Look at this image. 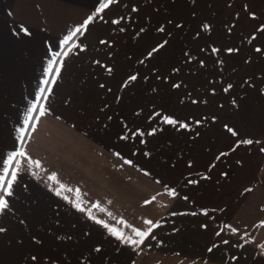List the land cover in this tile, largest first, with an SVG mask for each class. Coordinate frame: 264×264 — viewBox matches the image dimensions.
<instances>
[{"label":"crops","instance_id":"1","mask_svg":"<svg viewBox=\"0 0 264 264\" xmlns=\"http://www.w3.org/2000/svg\"><path fill=\"white\" fill-rule=\"evenodd\" d=\"M168 8L167 0H0L5 186L17 172L9 193L0 192V264H264L256 247L264 140H249L253 151L237 137L212 141L227 157L217 163L222 180L239 160L232 204L209 192L206 146L177 135L179 123L163 126L162 114L182 105L188 74L181 57L159 49L167 42L151 41L147 17ZM168 82L179 86L175 94ZM248 191L259 197L254 204Z\"/></svg>","mask_w":264,"mask_h":264},{"label":"rangeland","instance_id":"2","mask_svg":"<svg viewBox=\"0 0 264 264\" xmlns=\"http://www.w3.org/2000/svg\"><path fill=\"white\" fill-rule=\"evenodd\" d=\"M167 7L166 13L147 17L151 41L167 42L159 49L167 56L181 57L183 72L188 74L183 73L182 105L174 114L170 109L162 114L163 126L172 129L168 121L175 117L177 122L171 124L181 126L177 135L197 136L198 145L206 146L200 156L208 161L209 192L215 190V200L237 203L239 160H230L234 171L227 169L222 180L220 166H226L227 157L217 154L211 144L218 138L228 143L230 136L242 142L264 140V0H167ZM174 86L168 82L167 93L175 94L179 86ZM195 120V130L190 132L187 127ZM245 144L254 150V142ZM228 177L237 184L232 191L222 184ZM246 194L253 204L259 198L254 191ZM257 238V250L264 252V225L258 227Z\"/></svg>","mask_w":264,"mask_h":264},{"label":"snow or ice","instance_id":"3","mask_svg":"<svg viewBox=\"0 0 264 264\" xmlns=\"http://www.w3.org/2000/svg\"><path fill=\"white\" fill-rule=\"evenodd\" d=\"M109 2H112V0H109ZM103 7L104 8L108 7V4H104ZM101 10L102 9H97V11H101ZM89 19H91V17ZM87 23H88V21L86 20L85 24H87ZM79 31H80V29L78 28L75 31L71 32L69 35H67L62 41V46L63 45H67L69 43V41L72 40L73 37H75ZM154 51H155V49H154ZM229 51H231V50H229ZM66 54L67 53H65V55ZM59 55H60V53H56V56H59ZM53 60H55V57L53 58ZM49 71H51V69H49ZM56 72L57 73L59 72V67L56 68ZM131 79H135V77H131ZM45 83H47V81H45ZM41 91H44V90L41 89ZM37 99H40V97H37ZM32 110H35V105L32 106ZM29 119H32V117H29ZM168 122L172 123V121H170V120ZM25 127H27V122H25ZM33 127H34V125H33ZM23 135H24V132L22 130L21 131V138H23ZM244 143H252V141H244ZM24 155H25V153L23 151H19L17 153L12 154V156H10L8 158V160L4 161V163L7 164V165H11L13 159L16 156H24ZM18 163H19V161H17V164ZM36 166L39 167V162H36ZM8 175H9L8 168L7 167L3 168V174L0 175V192H2L3 195H7L9 193V189L11 188L12 183H13V181L16 178L17 172H16L15 169L11 172V179L7 180V182H6L7 186H5V177L8 176ZM61 187H63V186H61ZM3 195H0V208L5 207V202H4V199H3ZM146 203H147V201H146ZM146 223H151V222L150 221H146ZM149 231H150V229H149ZM135 235L140 236L141 240H142L143 237L147 235V233L146 232L136 231ZM133 243H138V242L137 241H133Z\"/></svg>","mask_w":264,"mask_h":264}]
</instances>
